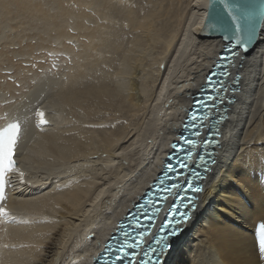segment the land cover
Listing matches in <instances>:
<instances>
[{"label":"bare ground","instance_id":"obj_1","mask_svg":"<svg viewBox=\"0 0 264 264\" xmlns=\"http://www.w3.org/2000/svg\"><path fill=\"white\" fill-rule=\"evenodd\" d=\"M135 1L0 0V90L34 84L0 107V129L20 125L0 264H90L160 171L225 45L201 33L208 0H147L139 14ZM237 59L240 93L170 264H264V21ZM55 61L63 80L41 78Z\"/></svg>","mask_w":264,"mask_h":264},{"label":"snow or ice","instance_id":"obj_2","mask_svg":"<svg viewBox=\"0 0 264 264\" xmlns=\"http://www.w3.org/2000/svg\"><path fill=\"white\" fill-rule=\"evenodd\" d=\"M226 7L230 8V5L226 4ZM228 16L231 17V22L235 23L236 30L239 31L240 29V17L235 15L232 11L228 12ZM226 19L221 18L217 20L215 23L219 24L221 27L224 26V21ZM208 26V25H206ZM225 39H229L228 36H225ZM238 43V41H237ZM211 99V97H209ZM36 116L39 118V123L41 125L45 124L47 121L45 120L44 116L45 113L42 110H38L36 112ZM192 121H196L198 117L193 114L191 117ZM19 124L16 123L11 128V134L8 135L5 133L4 135L0 136V164H2V169L4 172V178L6 174L12 172L14 170V159H13V151L14 146L17 142L18 131H19ZM195 135H199V131L195 132ZM186 143L191 144V140H187ZM184 161L187 160V156H185ZM200 159L203 161L205 159L204 156H201ZM174 167H184V163L178 161L177 165ZM23 174L21 173V176ZM5 199V181H4V190L2 196H0V201ZM184 201L181 200L180 204H183ZM173 215L169 217H165L163 221L157 226L156 231L152 234L151 240L148 243V246L143 249V255L141 257V264H164L163 256L166 253L169 244L168 241L170 237L175 236L181 230L179 227V222L184 220L187 217V213H183L182 215H177L180 213V208L176 207L171 209ZM6 212L5 208L0 207V214H4ZM147 215V213H145ZM156 213L153 212L152 216L155 217ZM147 232V229L143 230ZM131 236V241H128V237ZM125 241L132 247L139 249L141 244L143 243V236L140 234V230H134L133 232L125 233L124 237ZM122 249L124 245L120 246ZM259 253L261 258H264V235L261 236L259 241ZM127 257V264H132V260L135 259V254L133 253L130 257L127 253H125Z\"/></svg>","mask_w":264,"mask_h":264},{"label":"water","instance_id":"obj_3","mask_svg":"<svg viewBox=\"0 0 264 264\" xmlns=\"http://www.w3.org/2000/svg\"><path fill=\"white\" fill-rule=\"evenodd\" d=\"M226 4L231 7H226ZM229 11H232L235 15L240 17L239 31L236 30L235 23L231 22V17L228 16ZM221 18L226 19L223 27L215 23ZM263 21L264 0H208L201 33L205 36H217L223 38L225 48L223 47L221 49L219 55H229L231 62L236 59L238 51H240L241 54H244L254 46ZM225 36H228L229 39H225ZM221 59L223 60V58ZM224 60H226V58H224ZM210 78H214V75L212 74ZM210 80L212 81L213 79ZM223 103L227 104L225 100L222 101L221 105ZM181 134L182 133H179V136H181ZM179 143V139H177V143L173 146L178 148Z\"/></svg>","mask_w":264,"mask_h":264},{"label":"rangeland","instance_id":"obj_4","mask_svg":"<svg viewBox=\"0 0 264 264\" xmlns=\"http://www.w3.org/2000/svg\"><path fill=\"white\" fill-rule=\"evenodd\" d=\"M134 7L140 9L138 11V14L141 11H145L146 8L148 7L147 0H136L134 2ZM120 17L121 16H119V17L115 16V18H117V22L118 23H120V19H119ZM125 33H128V31H125ZM65 70L66 69H65L64 63H60V61H55L44 72H40V75H41V78H44V79H46L47 77L48 78H54L55 80H57L59 82V81L63 80L62 78L65 77ZM45 76H46V78H45ZM33 85L34 84H32V83L24 84V81L20 82L19 83L20 92L18 94H16V95H14V93H10V94L3 93V91L0 90V92H1L0 93V107L6 106L8 99H11V98L15 99V100H18V101H21V102H24L25 98L27 96H29V97L32 96V90H33V87H34ZM40 102L42 103V100H40ZM40 102H38V105H39Z\"/></svg>","mask_w":264,"mask_h":264}]
</instances>
